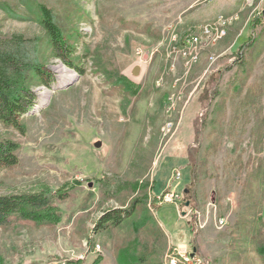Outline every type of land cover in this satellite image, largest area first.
I'll list each match as a JSON object with an SVG mask.
<instances>
[{
  "label": "rangeland",
  "instance_id": "1",
  "mask_svg": "<svg viewBox=\"0 0 264 264\" xmlns=\"http://www.w3.org/2000/svg\"><path fill=\"white\" fill-rule=\"evenodd\" d=\"M25 2L0 0V40L38 38L53 77L35 78L22 132L0 121L19 157L0 195L65 197L56 223L0 225V264H171L178 244L203 264H264V0H35L81 74Z\"/></svg>",
  "mask_w": 264,
  "mask_h": 264
},
{
  "label": "trees",
  "instance_id": "2",
  "mask_svg": "<svg viewBox=\"0 0 264 264\" xmlns=\"http://www.w3.org/2000/svg\"><path fill=\"white\" fill-rule=\"evenodd\" d=\"M25 1L31 10L34 9L33 5H36V14L33 17L44 27L55 56L81 74L82 68L70 60L74 46L57 25L51 11L35 0ZM39 44L36 37L26 38L18 34L0 40V121L21 132L24 129L21 118L35 103L36 93L32 89V85L36 84L35 78L44 85H50L53 77L39 57ZM17 149L18 143L14 140L0 138V169L18 164ZM64 197L65 195H56L47 189L39 193L0 195V225H9L12 217L35 223H56L59 216L56 215L54 200ZM122 210L105 213L102 222L110 221L118 226L135 209ZM257 246L259 254L264 256V241L258 242ZM101 261L98 257L92 264H99ZM70 264H82V261L75 260Z\"/></svg>",
  "mask_w": 264,
  "mask_h": 264
},
{
  "label": "built area",
  "instance_id": "3",
  "mask_svg": "<svg viewBox=\"0 0 264 264\" xmlns=\"http://www.w3.org/2000/svg\"><path fill=\"white\" fill-rule=\"evenodd\" d=\"M195 40H197V38H195ZM176 196L177 195L175 194H169L167 195V198L163 197V199H168V201H176ZM169 259L171 264H203V260L200 255L192 256L191 251L186 244H178L174 246L172 255L169 256Z\"/></svg>",
  "mask_w": 264,
  "mask_h": 264
},
{
  "label": "bare ground",
  "instance_id": "4",
  "mask_svg": "<svg viewBox=\"0 0 264 264\" xmlns=\"http://www.w3.org/2000/svg\"><path fill=\"white\" fill-rule=\"evenodd\" d=\"M58 68H59V72H60V76H61L62 80L67 81V80H70L72 78V76L69 73V69H67L66 67H62V66H60ZM45 93H46L45 95L48 96L50 92L46 91Z\"/></svg>",
  "mask_w": 264,
  "mask_h": 264
},
{
  "label": "water",
  "instance_id": "5",
  "mask_svg": "<svg viewBox=\"0 0 264 264\" xmlns=\"http://www.w3.org/2000/svg\"><path fill=\"white\" fill-rule=\"evenodd\" d=\"M139 71H140V67H139V66H135V67L133 68L132 73H133L134 75H138V74H139ZM96 146H100V142L96 143ZM186 204L188 205L189 203L187 202ZM196 251H197V248L194 247V248H193L192 255H194Z\"/></svg>",
  "mask_w": 264,
  "mask_h": 264
}]
</instances>
